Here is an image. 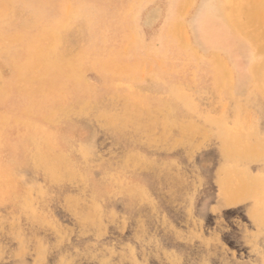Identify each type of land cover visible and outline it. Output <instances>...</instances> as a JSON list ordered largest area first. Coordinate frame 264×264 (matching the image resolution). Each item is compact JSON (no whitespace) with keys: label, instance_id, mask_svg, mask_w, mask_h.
<instances>
[{"label":"rangeland","instance_id":"rangeland-1","mask_svg":"<svg viewBox=\"0 0 264 264\" xmlns=\"http://www.w3.org/2000/svg\"><path fill=\"white\" fill-rule=\"evenodd\" d=\"M0 264H264V0H0Z\"/></svg>","mask_w":264,"mask_h":264},{"label":"bare ground","instance_id":"bare-ground-1","mask_svg":"<svg viewBox=\"0 0 264 264\" xmlns=\"http://www.w3.org/2000/svg\"><path fill=\"white\" fill-rule=\"evenodd\" d=\"M3 48H4V47H3ZM1 49H2V48H1ZM41 52H43L42 49H40V50L38 51V53L42 55ZM35 57H36V56H35ZM52 63H53V62L48 61V62H45L44 65H53ZM228 63H229V62H228ZM85 92H86V91H85ZM168 114H169V113H168ZM121 116H122V115H121ZM126 117H128V115H127ZM126 117H125V118H126ZM117 120H118V119H117ZM121 120H122V119H121ZM124 120H125V119H124ZM130 120H131V119H130ZM133 120H134V119H133ZM118 121H119V120H118ZM122 121H123V120H122ZM131 121H132V120H131ZM108 122H109V121H108ZM115 122H116V121H115ZM128 123H130V122H128ZM166 124H168V123H166ZM166 124H165V125H166ZM163 125H164V124H163ZM161 127H162V126H161ZM153 128H154V127H153ZM164 129H165V128H164ZM164 131H165V130H164ZM168 131H169V130H168Z\"/></svg>","mask_w":264,"mask_h":264}]
</instances>
